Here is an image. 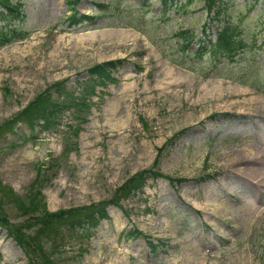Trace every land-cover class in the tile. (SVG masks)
Wrapping results in <instances>:
<instances>
[{
    "label": "rangeland",
    "instance_id": "rangeland-1",
    "mask_svg": "<svg viewBox=\"0 0 264 264\" xmlns=\"http://www.w3.org/2000/svg\"><path fill=\"white\" fill-rule=\"evenodd\" d=\"M11 1L21 2L29 33L0 47L9 221L19 218L14 198L30 188L39 191L37 207L58 210L109 199L135 172L155 169L184 180L147 176L90 232L68 236L57 263L264 264V92L249 84L258 73L264 80V0H222L250 43L224 69L209 55L191 67L175 62L188 57L180 29L197 33L191 51L204 22L211 37L222 24L205 0H76L99 18L71 29L66 0ZM109 59H119L116 79L86 94L82 82L95 79L88 67ZM58 81L81 102L42 129L37 112L70 100L55 90ZM27 263L0 227V264Z\"/></svg>",
    "mask_w": 264,
    "mask_h": 264
},
{
    "label": "trees",
    "instance_id": "trees-1",
    "mask_svg": "<svg viewBox=\"0 0 264 264\" xmlns=\"http://www.w3.org/2000/svg\"><path fill=\"white\" fill-rule=\"evenodd\" d=\"M163 1L165 3L169 1L170 4H178L179 0ZM75 2L76 0H66V4L70 10L64 18V22L67 21V29H71L73 26H81L82 23H86L87 26L95 25L99 14L80 12ZM97 3L101 7L104 5V2ZM141 5L146 6L147 4L143 2ZM205 7L209 10L213 9L214 13L210 18L218 21L221 20L222 24H219L216 28L215 36L211 37V30H209L211 23L204 22L200 27L202 35L196 39L199 44L191 51L188 48L197 33L188 28L180 29L178 35L181 37V40H177V42L180 44L182 51H184L183 53H186L188 57L185 61H174L178 64H186L185 62L188 61L190 64L186 65L191 67L194 64L206 61V56L209 55V60L215 67L224 69L225 67H229L230 63L236 60L235 56L237 54V56L241 55L250 43L243 37V30L238 25L239 23L234 18H231V15L223 7L222 0H205ZM23 13L21 2L0 0V47L12 42L14 39L23 38L29 33L20 23L24 18ZM118 62L119 59H109L88 67L89 76L95 79L88 78L82 82L81 85L85 87V93L94 92L95 82L105 83L106 80L114 81L116 78L113 77L112 73L116 69ZM251 74L248 73L247 76L251 77ZM227 76L232 77L233 75L227 74ZM236 79L244 83L247 82L243 78L236 77ZM56 84L55 90L59 93V96H65V98L70 100H55L49 107H43L37 112L36 119L42 129L52 127L60 111H63L65 108L75 107L81 102L80 97L74 96L65 86H60L62 81H58ZM249 84L256 90L264 92V80H262L259 73L252 77V81ZM25 110L26 108L22 109L21 112ZM18 116L20 119H26L24 113ZM40 119L42 122L39 121ZM30 135L31 137L36 136L35 133H31ZM25 138L28 139L29 135ZM135 173L128 181L122 183L117 188L119 193H114L109 199H102L101 201L90 203V205L58 208V210H50L45 208V206L43 208L37 207L36 202H40V199L37 197L39 191L34 190L35 188H30L28 194L23 199L14 198V204L20 218L14 223L9 221L3 208V204L5 203L4 196H9V198L13 196L11 192L4 191L0 183V189L3 191V193H0V227L7 231L8 235L15 240L27 256V264H58L57 251L65 244L68 236L80 230L90 232L91 227L96 226L102 218L109 216L107 207L109 204H117L122 196L129 194L132 190L141 189L147 176H165L171 182L184 180L183 177H173L166 172L155 169H142ZM7 191H10V189H7ZM136 231L138 232V230ZM136 231H130L129 233L134 234ZM149 242L151 247L155 249L154 243L152 241Z\"/></svg>",
    "mask_w": 264,
    "mask_h": 264
}]
</instances>
